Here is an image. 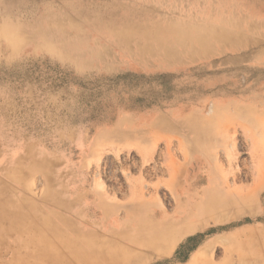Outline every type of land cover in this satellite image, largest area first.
Here are the masks:
<instances>
[{
  "label": "rangeland",
  "instance_id": "obj_1",
  "mask_svg": "<svg viewBox=\"0 0 264 264\" xmlns=\"http://www.w3.org/2000/svg\"><path fill=\"white\" fill-rule=\"evenodd\" d=\"M263 17L264 0H0V218L83 226L121 264H264L241 248L264 242V109H244L264 106ZM181 166L193 202L210 169L234 198L260 184L251 212L164 241ZM90 183L129 228L92 222Z\"/></svg>",
  "mask_w": 264,
  "mask_h": 264
},
{
  "label": "bare ground",
  "instance_id": "obj_2",
  "mask_svg": "<svg viewBox=\"0 0 264 264\" xmlns=\"http://www.w3.org/2000/svg\"><path fill=\"white\" fill-rule=\"evenodd\" d=\"M198 159L199 161L195 163L194 167L200 172L201 165H207L208 163L206 164L202 158ZM180 168L182 166L179 169H174L177 171L173 173L171 184L173 186L176 185L178 192L182 194L180 197L182 196V199L184 198L185 200V209L182 211V216L177 217L179 220L175 221L173 227L166 232L165 238H163L164 241L166 236L172 232L175 233V238L178 236L176 238L178 240L180 236L182 237L196 231V225L190 222L194 217L209 219L207 217L209 215L213 220L211 222H220L225 218L222 213L224 214L228 209L235 206L237 207L236 213L233 214L232 218H237L251 212L250 210L252 209H249V206L252 199L259 192L260 184H255L253 188L237 189V191L239 190V194L234 198L229 192H231L230 188L235 183L233 182L231 185V182L229 183L227 179L219 181L216 173L218 170L214 169L213 173H211L212 170L210 169V173H207L205 176L211 178L209 180L212 185L211 188L198 192L193 202L190 201L189 193L192 185L190 184L191 178L184 176V179L181 180L179 176ZM199 179L195 177L196 184L205 181L202 177L201 180ZM222 193H229L231 195H222ZM191 206L193 209L190 208ZM215 211H217L218 216L215 214ZM211 212L213 214L210 215ZM167 229L164 228V232ZM84 231L86 230H84L83 226L76 227L70 222L49 224L31 221L16 223L0 218V264H121L119 261H114V258H110L109 255L100 252L99 249H92L93 247L91 248V246L84 244V240L88 239V236L84 237ZM241 248H248L249 252L264 251V242H242Z\"/></svg>",
  "mask_w": 264,
  "mask_h": 264
},
{
  "label": "crops",
  "instance_id": "obj_3",
  "mask_svg": "<svg viewBox=\"0 0 264 264\" xmlns=\"http://www.w3.org/2000/svg\"><path fill=\"white\" fill-rule=\"evenodd\" d=\"M262 21L264 23V17H263ZM263 46H264V37H263ZM263 57H264V50H263ZM251 85L253 86V89H254V90H251V92H253L254 95H247V97L250 98L252 96V99H255V101L260 100L262 98L263 104H264V77L258 78L256 80V82L254 84H251ZM244 109H264V106L263 107H256L255 105H253V106H247ZM97 137L100 139L104 138L105 132L101 131ZM205 162L207 164L206 160H205ZM85 168L87 169L86 172H88L89 171L88 167H85ZM86 169H84V170H86ZM192 169H190V171ZM90 175L91 174H89V177H90ZM91 185L92 184L90 183L89 189L87 190V197H90V194L92 196V198L89 202V204H91V205H90V207H88V209L90 210V212L88 213V217L92 220V222L95 225H97L98 227L104 229L105 231L109 230L110 234L117 233V232H119V230L121 228L123 229L124 227L129 228L128 225H125L122 222L123 217L118 212L119 208L111 206L107 202V199H105L104 193L97 192V194L95 195ZM100 195H102V197ZM76 199L78 201H81L82 197L79 196V197H76ZM112 220H114V221H112ZM110 221H112V222H110Z\"/></svg>",
  "mask_w": 264,
  "mask_h": 264
}]
</instances>
